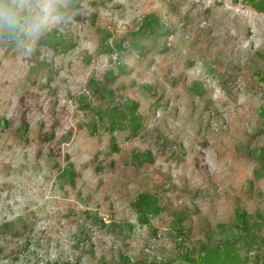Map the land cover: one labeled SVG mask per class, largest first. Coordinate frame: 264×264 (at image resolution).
<instances>
[{
  "label": "rangeland",
  "instance_id": "obj_1",
  "mask_svg": "<svg viewBox=\"0 0 264 264\" xmlns=\"http://www.w3.org/2000/svg\"><path fill=\"white\" fill-rule=\"evenodd\" d=\"M58 15L23 43L0 31V264H183L245 225L264 264V12L66 0Z\"/></svg>",
  "mask_w": 264,
  "mask_h": 264
},
{
  "label": "trees",
  "instance_id": "obj_2",
  "mask_svg": "<svg viewBox=\"0 0 264 264\" xmlns=\"http://www.w3.org/2000/svg\"><path fill=\"white\" fill-rule=\"evenodd\" d=\"M237 1V0H236ZM243 5L250 7L253 10L263 13L264 12V0H240ZM160 35V34H157ZM149 38V36H148ZM126 114L120 115L118 118L122 121H126ZM131 120H128L130 122ZM243 226V225H242ZM239 235L231 238H225L223 240H213L208 237V241H203L198 244L197 252L194 254H186L180 260L183 264H252L251 256H249V249H253V246L257 245L253 243L251 238V230L246 225L240 227ZM256 237V236H255ZM261 253L263 256H258L260 260H264V252L261 249L254 250ZM172 260V259H171ZM168 258L163 261H155L154 263L146 264H172ZM142 261L126 262L123 264H140ZM144 263V262H143ZM116 264V263H113Z\"/></svg>",
  "mask_w": 264,
  "mask_h": 264
},
{
  "label": "clouds",
  "instance_id": "obj_3",
  "mask_svg": "<svg viewBox=\"0 0 264 264\" xmlns=\"http://www.w3.org/2000/svg\"><path fill=\"white\" fill-rule=\"evenodd\" d=\"M66 0H0V31L20 42L39 37L49 24L59 19Z\"/></svg>",
  "mask_w": 264,
  "mask_h": 264
}]
</instances>
